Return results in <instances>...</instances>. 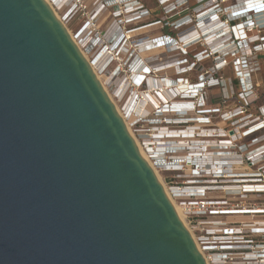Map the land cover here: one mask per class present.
Wrapping results in <instances>:
<instances>
[{"label":"water","instance_id":"water-1","mask_svg":"<svg viewBox=\"0 0 264 264\" xmlns=\"http://www.w3.org/2000/svg\"><path fill=\"white\" fill-rule=\"evenodd\" d=\"M0 264H205L45 0H0Z\"/></svg>","mask_w":264,"mask_h":264},{"label":"built area","instance_id":"built-area-1","mask_svg":"<svg viewBox=\"0 0 264 264\" xmlns=\"http://www.w3.org/2000/svg\"><path fill=\"white\" fill-rule=\"evenodd\" d=\"M45 1L62 23L64 18L58 16L59 11L71 17L74 26L66 25V31L83 57L87 51H94L101 40L111 37L87 63L97 79L115 65L116 72L108 71L110 81L114 82L119 75L123 79L120 86L125 84L123 93L134 95V107H140L133 120L126 118L130 134L154 172L168 175L162 180L164 184L156 178L168 199L180 209L183 225L205 264H264V102H259L251 80L258 65L245 58L247 53L253 54L260 48L257 43L264 46V0H236L227 7L222 5L229 0H195L201 8L197 12L200 22L206 18L205 23L210 26L207 32L221 31L222 45L217 49L206 44L191 53L189 49L196 46L193 41L184 48L180 38L162 32L147 40L153 49H164L170 54L179 50L198 63L209 53L218 56L219 51L227 48L215 65L222 70L231 67L229 80H234L240 90L236 95L238 103L222 112L205 103V88L219 86L217 78L210 76L207 82L194 83L185 80L184 84L178 83V74L170 79L156 78L153 72L159 66L145 64L136 50L132 51L121 18L125 15L126 21L132 23L148 16L139 0H129V5H125L127 0ZM157 1L166 18H178L187 11V0ZM242 2L244 10H230ZM120 6L122 11L118 10ZM186 17L171 23L178 24L177 29L192 30V19ZM109 18L112 22L103 37L98 34L99 27ZM117 34L120 41L113 47L112 37ZM139 48L136 45L135 49ZM241 49L242 56L238 53ZM230 57L234 61L227 59ZM176 61L181 62L180 75L194 67L193 62L186 63L185 59ZM139 66L142 69L138 71ZM122 67L131 76L127 83V75L121 77L125 74ZM111 83L100 84L105 90ZM183 95L192 97L182 98ZM173 101L190 103L191 110L177 114L167 105ZM123 109L116 108L122 114ZM215 119L219 121L214 122ZM139 125L147 126L143 127L147 131L142 132Z\"/></svg>","mask_w":264,"mask_h":264},{"label":"rangeland","instance_id":"rangeland-1","mask_svg":"<svg viewBox=\"0 0 264 264\" xmlns=\"http://www.w3.org/2000/svg\"><path fill=\"white\" fill-rule=\"evenodd\" d=\"M144 6L145 8L148 10V16H144V18L140 21H134L132 23H128V21H126V19L124 18L125 15L122 16V23H123V31L124 33L127 35V40H128V44L130 45L131 48H133L136 54L138 55V57L140 59H142L144 61L145 64L147 65H158L159 67L165 66L162 72L160 71H154L153 74L156 78H163V79H167V78H174L177 76V80H179L178 83H185V80H187L189 83H194L205 80V82H207L208 78L210 76H213L214 78H217L220 82L219 86H214L211 88H205V103L207 105L208 108H218L220 109V111H225L227 109L232 108L235 104L238 103V99L236 97V95L239 93V87L237 85V87L233 86L232 84V80H229V78H231V67L225 68V69H220L219 66H216V62L218 61L217 58H221L222 59V51L223 53L227 51V48H224L222 51H219V55H213L212 53L208 54L207 57H205L200 63L195 62L191 57L188 56H183L180 54V51H175L173 53H167L166 50L164 49H153L154 47L151 46V44H148L149 39L159 35L160 32L164 33V34H170L171 36H173L174 38H180V40L182 41L186 36H191L194 33H196V36H192L189 37L186 40H183V46L184 48L187 47V43H192V41L194 42L193 44L196 45L194 48H198L200 46L203 47V44L206 45L207 47L210 46L211 44V48L214 49L216 47V44L219 42V36L222 35L220 34L221 31H213L210 30L209 31V24H207V22L205 23L206 18L202 19V22H200L199 20V16L197 14L198 10H200L201 8H199L200 5H198L196 3L195 0H187V11L180 14L178 18H166V16L164 15L163 9L160 8L157 3V0H139ZM112 2H118L117 0H112ZM127 2V3H126ZM125 2L126 4H129V0H127ZM236 3V0H229L228 2H226V4L222 5V7H227L230 5H233ZM243 3V2H242ZM245 7V6H244ZM199 8V9H198ZM120 9V11H122L121 6L120 8H118V10ZM88 12V11H87ZM224 13V12H223ZM222 13L219 14V16H221ZM58 16L62 19L64 18V27L66 28L67 26H74V23L72 22L71 17H66L65 15H63L60 11L58 12ZM184 16H187L186 19H192V21H190L191 25H192V30L190 28H187L186 30H184L183 28H179L177 29V25H172V21L174 20H184L185 18H183ZM177 17V16H176ZM211 17V16H210ZM223 17V16H222ZM214 19V18H213ZM211 17V20H213ZM223 20V19H222ZM160 21V22H159ZM112 22V19L109 18L107 20V22H105V24L103 26L99 27V31L98 34L102 35L104 37L105 32L107 29H109V25ZM167 23V24H164ZM207 24V25H206ZM75 30L73 29V32ZM183 31V32H182ZM119 35V36H118ZM106 36V35H105ZM117 36V37H116ZM120 34H117L115 36L112 37V40L115 41L116 38H119ZM109 39H111V37L107 40H105V38L103 40H101L96 49L94 51H87L85 58L86 60L91 63V60L93 59V57L95 56V53L98 51V49H100V47L103 45V43L109 42ZM115 39V40H114ZM195 40V41H194ZM222 40V39H221ZM191 41V42H190ZM119 42V39L117 40V43ZM116 43V44H117ZM200 43V44H199ZM243 43V42H242ZM140 45L139 50L135 49L136 45ZM215 44V46H214ZM258 45H260V48H256L253 54H249L247 53L246 55V59L251 61V62H255L258 65V70L255 71L254 74H252L251 76V80L252 83L255 86V93H257L258 97H260V101L259 102H264V46L261 43H257ZM257 44H253V46L257 45ZM116 45L114 44L113 47H115ZM180 46V45H179ZM213 46V47H212ZM220 46V45H219ZM112 47V48H113ZM252 47V46H251ZM194 48H191V50L189 49V52L191 53H196L199 50L195 51ZM207 49V48H205ZM243 51L244 50H239L238 53H240V56L243 55ZM227 53H225L223 55L226 56ZM242 54V55H241ZM239 56V57H240ZM187 59L189 62H193L194 63V67L192 69H190L191 67H188L187 69V74H181V67L176 68V70L174 71L172 66L169 63H172V61L175 60H184ZM230 62L234 61L232 57L227 58ZM231 59V60H230ZM227 60V61H228ZM183 66H186L185 63H183ZM123 68V67H122ZM126 68H123V71H125V74H121L122 76L127 75V78L124 77L125 81L126 79L129 78V81L131 80V76L126 74L127 70H125ZM142 69V68H141ZM140 69V70H141ZM109 70H112L113 72L117 71V68L112 66L109 68ZM106 70L102 75H98V79L100 80V82L102 83H106L110 84L112 81H110L109 75H108V71ZM190 70V71H189ZM130 76V77H129ZM123 79H119V75L118 77H114V82L111 83L110 87L107 86L106 87V92L108 94V97L110 98V100H112V103H114V106L117 107H123L124 112L123 114L127 115V117H124L125 120L129 119V112L127 111L128 109H126V106L124 107V105H122L123 100L125 99V97L127 98V96L129 94L123 93L124 88H125V84L121 85ZM119 81V82H118ZM127 83V81H126ZM131 83V82H130ZM122 89V91H121ZM151 90V89H150ZM121 91V93H120ZM130 93V90H129ZM184 96V95H183ZM185 98H187L186 96H184ZM124 98V99H123ZM129 102H133V105H131L130 102V106L129 107V111L134 112L135 109L137 107H134V101H133V96L131 97V95L129 96ZM183 104V103H181ZM180 104V105H181ZM185 104V103H184ZM169 106H172L171 103L168 104ZM131 112V113H132ZM138 113V112H137ZM122 114V115H123ZM123 115V116H124ZM127 118V119H126ZM214 122H218V119L213 120ZM128 123V122H127ZM225 126L228 123H223ZM218 125V123H217ZM222 125V123H221ZM139 128H141L142 132H146L147 129H144L143 127L147 128V126L145 125H139ZM160 182L163 180V178H167L168 175H161V174H155ZM162 183L164 184V181H162Z\"/></svg>","mask_w":264,"mask_h":264},{"label":"bare ground","instance_id":"bare-ground-1","mask_svg":"<svg viewBox=\"0 0 264 264\" xmlns=\"http://www.w3.org/2000/svg\"><path fill=\"white\" fill-rule=\"evenodd\" d=\"M110 3H113L112 2V0L110 1ZM127 3V2H126ZM129 5V4H128ZM245 5H244V3H240L238 6H237V8H231L230 10L231 11H242V10H244L246 7H244ZM129 8H130V6H129ZM55 14V13H54ZM55 16H56V14H55ZM57 17V16H56ZM57 19L59 20V18L57 17ZM60 23L63 25V23L60 21ZM64 26V25H63ZM65 28V27H64ZM66 29V28H65ZM262 35L264 36V31L262 32ZM119 36V35H118ZM192 36H195V37H197L196 36V33H194L193 35H191V36H189V37H192ZM117 37V36H116ZM189 37H186V39H188ZM221 35L219 36V42L216 44V47L214 48V49H217V48H219V47H221V45H222V40H221ZM185 39V40H186ZM117 40H118V38H116V40H115V42H114V44L116 45V43H117ZM119 41H120V38H119ZM183 41V40H182ZM195 41V40H194ZM118 44V43H117ZM200 44V43H199ZM204 45V44H203ZM220 45V46H219ZM210 46H211V44H210ZM209 46V47H210ZM214 46H215V44H214ZM178 46H176V48H177ZM213 47V46H212ZM211 48V47H210ZM213 50V49H212ZM179 52V51H178ZM84 58H85V56H84ZM85 60H86V58H85ZM87 61V60H86ZM171 66H172V69L173 68H175V69H173L174 71L176 70V68H179V65L181 64V62L180 61H172V63H169ZM165 66H162V67H159V68H157V71H160V72H162L163 71V69H165L164 68ZM142 67L141 66H139L138 67V71H139V69H141ZM163 68V69H162ZM99 80V79H98ZM100 81V80H99ZM119 82V81H118ZM101 84H102V82H100ZM168 83V82H167ZM103 85V84H102ZM198 90V89H197ZM129 96L130 95H128L127 96V98L125 97V99L123 100V104L122 105H124V107L126 106V109H128L127 111L129 112V116H130V120H133V118H134V115L135 114H137V112L139 111V107L140 106H137V108L135 109V111L134 112H132V111H129V107L131 106V105H133V102H131V105H130V102H129ZM134 97V95H131V97ZM184 96H186L187 98H191L192 96L190 95H184ZM182 97V98H185V97ZM112 101V100H111ZM185 103V104H184ZM183 104H181V103H177L176 101H173V102H171V104H172V106H170V107H168V108H172V109H174L175 110V113H177V114H180V115H182L183 114V112L184 111H186V110H191V107L189 106V105H191L190 103H186V102H184ZM114 104V103H113ZM181 104V105H180ZM168 105V104H167ZM169 106V105H168ZM132 107V106H131ZM130 107V108H131ZM118 110V109H117ZM118 112V115L120 116V118L122 119V121H123V123H124V125H125V127H126V129H127V131L129 132V134L131 133L130 132V128H129V126L127 125V122H126V120L124 119V117H123V115H122V113H120L119 111H117ZM132 112V113H131ZM131 135V134H130ZM132 137V136H131ZM132 139L134 140V142H135V144H136V146H137V148L139 149V146H138V143H137V140L136 139H134L133 137H132ZM139 151H140V149H139ZM158 161V160H157ZM158 162H160V161H158ZM147 163H148V165H149V167H150V163H149V161H147ZM150 169L152 170V172H153V174L155 175L156 173L154 172V170L150 167ZM156 176V175H155ZM160 184V183H159ZM161 185V187H162V189H163V191H165V189H164V187L162 186V184H160ZM170 200V199H169ZM170 202L172 203V200H170ZM172 206H173V208H174V210H175V212H176V214H177V216H178V218L180 219V221L183 223V220H182V216H181V213H180V209L175 205V204H173L172 203ZM184 224V223H183Z\"/></svg>","mask_w":264,"mask_h":264},{"label":"flooded vegetation","instance_id":"flooded-vegetation-1","mask_svg":"<svg viewBox=\"0 0 264 264\" xmlns=\"http://www.w3.org/2000/svg\"><path fill=\"white\" fill-rule=\"evenodd\" d=\"M194 50H200V48H195ZM185 60H186V63H191L187 59H185Z\"/></svg>","mask_w":264,"mask_h":264},{"label":"trees","instance_id":"trees-1","mask_svg":"<svg viewBox=\"0 0 264 264\" xmlns=\"http://www.w3.org/2000/svg\"><path fill=\"white\" fill-rule=\"evenodd\" d=\"M232 84H233V86H235V87H236V83H235V81H234V80H232Z\"/></svg>","mask_w":264,"mask_h":264}]
</instances>
